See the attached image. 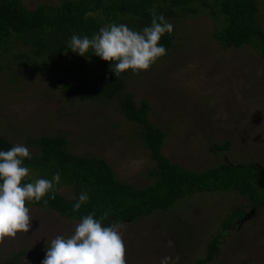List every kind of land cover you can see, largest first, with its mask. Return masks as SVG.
I'll use <instances>...</instances> for the list:
<instances>
[{
	"label": "rangeland",
	"instance_id": "374dc122",
	"mask_svg": "<svg viewBox=\"0 0 264 264\" xmlns=\"http://www.w3.org/2000/svg\"><path fill=\"white\" fill-rule=\"evenodd\" d=\"M59 2L23 0L27 9ZM257 2L264 30V0ZM216 24L206 12L179 19L172 47L148 70L129 75L126 90L137 104H149L151 121L166 131L162 152L173 163L195 171L247 162L264 169V62L251 47L221 48L212 36ZM23 49L14 48L1 61L0 134L29 150L28 137L60 134L72 153L106 159L121 181L136 187L151 183L147 171L154 162L138 128L115 103L63 93L45 68L19 65L23 58L15 55ZM225 141L228 151H209L211 143ZM29 176L38 179L35 170ZM59 191L72 197L67 187ZM239 205L249 209L237 192L200 193L168 211L116 223L127 264H160L164 256L178 257L176 264H194L221 221ZM26 207L32 226L0 240V264H40L47 241L70 235L78 223L47 208ZM19 251L26 254L19 256ZM211 264H264V204L223 234Z\"/></svg>",
	"mask_w": 264,
	"mask_h": 264
},
{
	"label": "trees",
	"instance_id": "16d2710c",
	"mask_svg": "<svg viewBox=\"0 0 264 264\" xmlns=\"http://www.w3.org/2000/svg\"><path fill=\"white\" fill-rule=\"evenodd\" d=\"M258 0H60L59 4L42 3L27 9L23 0H0V65L5 54L24 47L20 66L28 62L51 72L60 90L76 99L90 102H114L127 120L139 130V138L154 165L147 171L151 183L143 186L121 181L108 161L102 157L74 154L63 135L28 137L32 159L24 164L37 172L38 178L51 179L60 172L54 184L55 199L48 195L41 201L27 202L57 212L75 221L88 213L100 217L107 213L105 223L135 220L156 211H168L181 199L200 193L237 192L247 200L248 208L235 206L221 221L220 230L212 234L203 257L194 264L213 263L220 251L223 234L244 221L252 211L264 204V169L254 162L221 163L195 171L173 163L162 152L166 131L150 119L146 101L137 104L126 90L125 70L119 76L111 70L110 61L91 54L80 56L68 48L72 34L91 36L110 23H124L140 30L150 25L153 13L162 15L173 25L171 33L161 36L159 43L168 51L174 40L177 21L206 12L216 21L213 38L221 48L251 47L264 62V30L258 21ZM28 51V52H26ZM166 51V52H167ZM35 66V65H34ZM14 143L0 134V149L8 150ZM229 142H213L211 153L226 152ZM31 176L23 182H33ZM67 187L72 197L59 190ZM87 192L89 200L73 211L75 198ZM43 200H48L45 205ZM26 254L19 251L18 255ZM28 254H32L28 251Z\"/></svg>",
	"mask_w": 264,
	"mask_h": 264
},
{
	"label": "clouds",
	"instance_id": "9594fccd",
	"mask_svg": "<svg viewBox=\"0 0 264 264\" xmlns=\"http://www.w3.org/2000/svg\"><path fill=\"white\" fill-rule=\"evenodd\" d=\"M172 31L170 22L153 13L150 25L140 30L124 23H110L90 37L72 34L68 48L80 56L91 50V54L110 61L116 77L128 69L133 73L148 70L166 54L165 46L159 41L161 36ZM25 159H32V154L24 144L0 149V240L15 237L18 232L27 233L32 226V216L26 201L39 202L45 195L55 199L54 184L61 180L60 172H56L51 179L38 178L22 183L30 172L24 164ZM88 200L87 192L79 193L73 211H78ZM43 203L46 205L48 200ZM107 215H83L70 235L58 234L48 240L40 264H127L119 225L105 223ZM177 260L178 257L164 256L160 264H176Z\"/></svg>",
	"mask_w": 264,
	"mask_h": 264
}]
</instances>
